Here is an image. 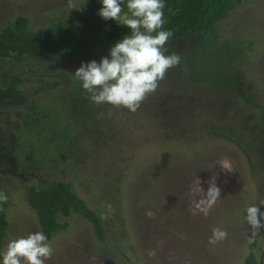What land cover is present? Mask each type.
<instances>
[{
	"label": "rangeland",
	"instance_id": "374dc122",
	"mask_svg": "<svg viewBox=\"0 0 264 264\" xmlns=\"http://www.w3.org/2000/svg\"><path fill=\"white\" fill-rule=\"evenodd\" d=\"M81 2L0 0V28L24 15L36 29L53 19L74 16L84 5ZM219 31L241 50L239 69L246 73L245 82L255 87L251 95L264 105V0H245L219 25ZM60 65L70 72L76 69L74 62L62 60L0 62V68L26 79L27 103L38 101L41 106L37 122L19 146L33 148L38 168L21 171L17 177L0 173V191L8 197L5 205L0 202L9 222L4 245L12 236L40 230L26 200L27 189L58 179L70 182L99 214L106 235L99 240L87 219L72 214L68 228L49 239L54 252L46 264H244L250 251L264 264V227L252 236L244 211L251 203L264 211L260 203L264 202V172L257 169L259 164L254 167L257 156L250 144L245 149L227 132L209 131L217 120L235 130H242L243 124L251 129L244 139L256 143L262 130L256 105L223 91H194L182 80L187 89L182 91L201 97L205 104L192 114L184 111L181 124L169 127L162 123L155 104L151 112L145 111L151 100L173 96L170 84L178 76L168 74L170 84L159 81L135 112L105 105L100 111L105 110L108 121L88 122L85 128L71 119L56 98L31 95L40 72L58 70ZM8 108V113L13 111L11 105ZM106 129L110 134L102 139L101 131ZM63 131L68 132L59 136ZM210 184L219 188L220 197L205 215L197 205ZM213 227L227 232L215 245L208 242ZM152 249L155 256L148 255Z\"/></svg>",
	"mask_w": 264,
	"mask_h": 264
},
{
	"label": "trees",
	"instance_id": "16d2710c",
	"mask_svg": "<svg viewBox=\"0 0 264 264\" xmlns=\"http://www.w3.org/2000/svg\"><path fill=\"white\" fill-rule=\"evenodd\" d=\"M244 1L166 0L164 27L172 31V36L165 47L169 53L178 54L180 61L169 68L164 79L160 81L169 85L166 81L168 74L177 75L178 78L177 82L170 84L175 89L171 92V95L174 93L173 96L165 101H161L162 97L151 100L145 111L151 112L155 104L161 114L162 123L177 127L184 119V111L188 110L192 114L195 108L204 105L201 97L187 96L182 91L187 90L181 84L182 80H186L187 85L194 91L197 88V92L206 89L210 93L223 91L227 95L241 96L261 110L262 130L259 140L256 143L246 141L245 134H249L251 129L243 124L240 126L242 130H235L217 120L210 125L209 131L218 135L223 131L227 132L230 140L245 146V149L250 144L253 147L251 151L257 156L254 167L259 164L257 169L264 172V105L258 104L251 95L255 87L251 82H245L246 73L239 69L241 50L235 41L224 37L219 31V25ZM99 7V0H87L74 16L53 19L48 25L36 29L31 27L26 16H16L0 28V62L11 58L24 63H55L62 60L74 62V67L77 68L82 61L99 60L128 31L126 26L118 25L112 19H102L97 14ZM55 76L62 80L57 82ZM25 82L26 79L21 78L19 73L0 68V173L13 177L20 175L21 171L38 168L33 148L28 146L19 149L32 130V123L37 122L41 108L38 101L27 103L29 99L26 97L30 95L23 92ZM36 83L31 95L42 93L46 97L56 98L71 119L77 120L82 127L89 128L88 122L108 121L109 116L106 117L103 113L105 110L100 109L109 104L96 105L91 102L67 67L60 65L58 70L40 72ZM166 102L168 103L165 104ZM159 104L162 106L159 107ZM9 105L13 107L10 113ZM67 132L63 131L59 136H65ZM109 134L110 129L101 131L102 139H106ZM96 139L97 137H93L94 142H97ZM62 157L65 158V155ZM26 200L35 213L39 229L49 239L57 232L66 230L69 226L67 218L77 213L91 223L99 240H105L106 232L101 217L75 192L70 182L52 179L45 185H30ZM1 203L6 204L5 201ZM59 217L64 220L60 221ZM8 227L7 215L0 206V250L3 248ZM244 264H259L254 252L250 251L246 255Z\"/></svg>",
	"mask_w": 264,
	"mask_h": 264
},
{
	"label": "clouds",
	"instance_id": "9594fccd",
	"mask_svg": "<svg viewBox=\"0 0 264 264\" xmlns=\"http://www.w3.org/2000/svg\"><path fill=\"white\" fill-rule=\"evenodd\" d=\"M81 3L86 4L87 0ZM99 3L97 14L102 19H112L128 31L109 47L107 55L99 60L82 61L72 74L94 104H110L135 112L146 95L156 90L166 71L180 61L178 54L169 53L165 47L172 36V31L164 27L166 0H99ZM219 197V188L210 184L197 208L207 215ZM7 199L0 191V202ZM244 211L251 235L255 236L264 227V211L254 203ZM226 237V230L213 227L208 242L215 245ZM53 252L46 234L34 230L9 238L0 250V264H46ZM148 255L155 256L156 250H150Z\"/></svg>",
	"mask_w": 264,
	"mask_h": 264
}]
</instances>
